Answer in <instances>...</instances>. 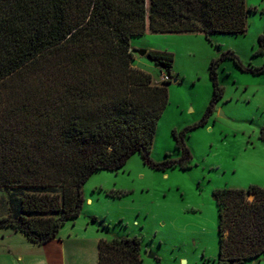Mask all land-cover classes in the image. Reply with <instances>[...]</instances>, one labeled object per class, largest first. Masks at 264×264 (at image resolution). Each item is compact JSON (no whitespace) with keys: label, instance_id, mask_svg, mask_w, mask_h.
<instances>
[{"label":"trees","instance_id":"obj_1","mask_svg":"<svg viewBox=\"0 0 264 264\" xmlns=\"http://www.w3.org/2000/svg\"><path fill=\"white\" fill-rule=\"evenodd\" d=\"M251 12L256 9L247 0H0V188L19 192L20 205L16 216H0V228L49 242L81 215L87 180L99 170L121 169L136 153L157 170L191 167L186 136L208 122L225 94L221 62L232 59L255 75L264 73V65L246 64L231 49L212 59L213 96L203 117L173 129L180 157L167 153L156 161L151 153L169 104L175 57L148 51L170 77L157 83L132 66L131 39L245 34ZM254 55H264V34ZM213 194L220 218L219 264L260 258L264 187H227ZM141 251L137 235L102 238L99 264H144Z\"/></svg>","mask_w":264,"mask_h":264},{"label":"rangeland","instance_id":"obj_2","mask_svg":"<svg viewBox=\"0 0 264 264\" xmlns=\"http://www.w3.org/2000/svg\"><path fill=\"white\" fill-rule=\"evenodd\" d=\"M247 5L256 12L250 13L245 34L217 33L211 39L203 34L132 37V66L151 73L157 83H162L165 73L138 51H169L175 57L169 104L158 122L151 153L156 161L167 153L180 157L173 129L180 130L203 117L213 96L212 59L231 49L246 64L264 65V55H254L258 38L264 34V0H247ZM219 82L225 94L214 113L205 125L186 136L193 154L191 167L157 170L136 153L117 171H96L84 185L86 202L81 215L64 224L58 237L81 235L95 215L97 221L90 223L91 229L99 228L106 239L139 236L144 264H219L220 218L214 191L264 187V140L260 138L264 73L244 72L232 59H224ZM17 194L12 188H0V216H16L20 206ZM89 198L93 202H88ZM10 230L15 229L0 228V264H7L13 256L10 241L15 245L20 242L6 237ZM243 264H264V254Z\"/></svg>","mask_w":264,"mask_h":264},{"label":"crops","instance_id":"obj_3","mask_svg":"<svg viewBox=\"0 0 264 264\" xmlns=\"http://www.w3.org/2000/svg\"><path fill=\"white\" fill-rule=\"evenodd\" d=\"M89 200L93 202L92 198ZM91 219L88 220L89 226H85L87 230L81 235L71 237L69 234L65 238L57 236L44 244L32 242L25 235H18L15 230L7 231L8 239L16 237L20 241L17 245L10 241L9 249L13 256L7 264H99V242L105 237L99 228L91 229Z\"/></svg>","mask_w":264,"mask_h":264},{"label":"water","instance_id":"obj_4","mask_svg":"<svg viewBox=\"0 0 264 264\" xmlns=\"http://www.w3.org/2000/svg\"><path fill=\"white\" fill-rule=\"evenodd\" d=\"M138 52L140 53V55H143V56L148 54V50H140ZM174 82H177V79H175Z\"/></svg>","mask_w":264,"mask_h":264},{"label":"built area","instance_id":"obj_5","mask_svg":"<svg viewBox=\"0 0 264 264\" xmlns=\"http://www.w3.org/2000/svg\"><path fill=\"white\" fill-rule=\"evenodd\" d=\"M169 79H170V77L167 74L163 75V77H162V81L169 80Z\"/></svg>","mask_w":264,"mask_h":264},{"label":"bare ground","instance_id":"obj_6","mask_svg":"<svg viewBox=\"0 0 264 264\" xmlns=\"http://www.w3.org/2000/svg\"><path fill=\"white\" fill-rule=\"evenodd\" d=\"M88 202H91L90 200Z\"/></svg>","mask_w":264,"mask_h":264}]
</instances>
